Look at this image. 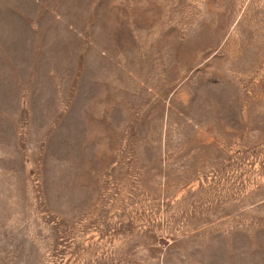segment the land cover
<instances>
[{
	"label": "rangeland",
	"instance_id": "374dc122",
	"mask_svg": "<svg viewBox=\"0 0 264 264\" xmlns=\"http://www.w3.org/2000/svg\"><path fill=\"white\" fill-rule=\"evenodd\" d=\"M0 264H264V0H0Z\"/></svg>",
	"mask_w": 264,
	"mask_h": 264
}]
</instances>
